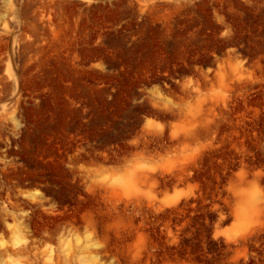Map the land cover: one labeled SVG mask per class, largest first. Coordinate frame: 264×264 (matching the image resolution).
Masks as SVG:
<instances>
[{
  "label": "rangeland",
  "instance_id": "rangeland-1",
  "mask_svg": "<svg viewBox=\"0 0 264 264\" xmlns=\"http://www.w3.org/2000/svg\"><path fill=\"white\" fill-rule=\"evenodd\" d=\"M0 264H264V0H0Z\"/></svg>",
  "mask_w": 264,
  "mask_h": 264
}]
</instances>
